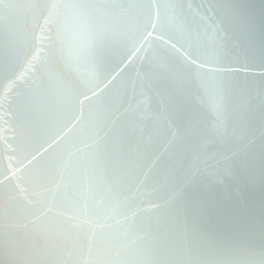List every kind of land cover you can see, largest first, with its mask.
Listing matches in <instances>:
<instances>
[{
	"label": "water",
	"instance_id": "1",
	"mask_svg": "<svg viewBox=\"0 0 264 264\" xmlns=\"http://www.w3.org/2000/svg\"><path fill=\"white\" fill-rule=\"evenodd\" d=\"M0 264H264V0H0Z\"/></svg>",
	"mask_w": 264,
	"mask_h": 264
}]
</instances>
